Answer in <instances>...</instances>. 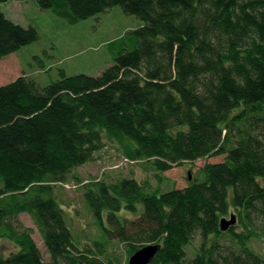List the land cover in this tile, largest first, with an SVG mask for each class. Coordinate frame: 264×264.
<instances>
[{"label": "trees", "instance_id": "obj_1", "mask_svg": "<svg viewBox=\"0 0 264 264\" xmlns=\"http://www.w3.org/2000/svg\"><path fill=\"white\" fill-rule=\"evenodd\" d=\"M9 1L0 0V59L40 36L34 25L8 20ZM34 2L69 24L120 7L143 27L110 44L115 65L98 77L62 72L48 86L19 79L0 87V264H46L33 230L16 225L25 213L49 264H130L155 244L148 264H264L248 246L259 233L255 214L264 215V0ZM108 143L157 173L224 160L206 164L185 189L146 192L127 178L84 184L75 171ZM56 183L81 187L99 232L88 245L75 235V211ZM232 215L239 235L219 229ZM199 232L205 243L190 259ZM222 239L238 248L223 250ZM5 241L16 252L3 251Z\"/></svg>", "mask_w": 264, "mask_h": 264}, {"label": "rangeland", "instance_id": "obj_2", "mask_svg": "<svg viewBox=\"0 0 264 264\" xmlns=\"http://www.w3.org/2000/svg\"><path fill=\"white\" fill-rule=\"evenodd\" d=\"M4 11L8 20L14 25L22 26L25 29L34 25L40 36L38 41L28 44L27 47L18 50V53L0 59V87L14 83L19 79L32 80L40 86H48L60 80L62 72L69 77L83 74L98 77L115 65L109 50L110 44L135 29L143 27L141 20L135 15H127L120 7H113L107 12L91 16L77 24L67 23L51 9L40 8L34 0H10L5 3ZM112 144H106L97 153L95 162L77 168L75 172L80 174L84 184L99 182L102 179L112 183V181L127 178L129 181L133 179L138 181L141 187L146 188V192L185 189L200 174V170L206 164L221 163L224 160L222 156L208 157L194 163L173 166L170 171L157 173L145 168L143 163L138 164L139 162L126 160L116 145ZM62 186H64L62 193L65 196V201L70 203V209L76 212L70 214L75 235L81 238L83 246L88 245L93 234L98 235L99 232L91 215L86 213L87 204H85L81 187L75 183H66V185L56 183L55 188L61 189ZM139 205L142 204L139 203ZM124 209L127 210V206ZM255 215L261 218L258 226L259 233L254 234L248 246L263 258L264 215ZM124 216L132 224L138 219L131 213H124ZM227 219L231 220V216ZM222 221L219 224V229L229 232L230 228L227 231L223 230ZM16 225L19 228L22 226L33 230L32 238L41 250L46 264L51 263V255L45 247L44 239L34 218L28 213L20 214L16 217ZM231 227L235 228L238 235L244 231L237 222ZM212 238L213 236H210L209 240ZM190 242L186 251L188 257L193 259L198 254V248L205 241L199 232ZM233 243L235 241L232 239H222L221 248L228 251L236 250L238 247ZM118 246L119 249H115V251L121 255L124 247ZM2 247L3 251L7 253L17 250V247L9 241L3 242ZM124 257H117V260L122 258L126 261Z\"/></svg>", "mask_w": 264, "mask_h": 264}, {"label": "water", "instance_id": "obj_3", "mask_svg": "<svg viewBox=\"0 0 264 264\" xmlns=\"http://www.w3.org/2000/svg\"><path fill=\"white\" fill-rule=\"evenodd\" d=\"M236 221L237 219H235L234 215L231 216V220L224 219L222 221L223 230L227 231ZM159 248L157 244L144 247V249L134 253V256H132L130 260V264H148L156 256L155 254L159 251Z\"/></svg>", "mask_w": 264, "mask_h": 264}]
</instances>
